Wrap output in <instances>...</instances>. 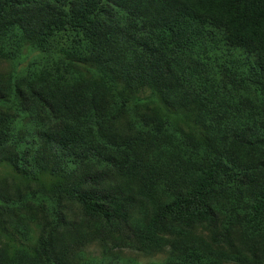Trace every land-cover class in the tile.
<instances>
[{
	"label": "trees",
	"instance_id": "obj_1",
	"mask_svg": "<svg viewBox=\"0 0 264 264\" xmlns=\"http://www.w3.org/2000/svg\"><path fill=\"white\" fill-rule=\"evenodd\" d=\"M65 39L87 80L53 64L0 105V229L23 264H77L89 247L158 264H263L264 0H0V60ZM151 88L193 107L206 143L114 92ZM11 95L0 81V101ZM253 100V101H254ZM3 261V258L0 262ZM104 262V261H103Z\"/></svg>",
	"mask_w": 264,
	"mask_h": 264
},
{
	"label": "rangeland",
	"instance_id": "obj_2",
	"mask_svg": "<svg viewBox=\"0 0 264 264\" xmlns=\"http://www.w3.org/2000/svg\"><path fill=\"white\" fill-rule=\"evenodd\" d=\"M64 45L65 39L62 35H56L44 43L26 41L14 57L1 59L0 81H5L10 85L11 95L7 101H0V105L11 108L17 106L19 104L18 87L31 80L43 69L59 62L71 65L87 80L97 79L100 73L97 65L93 62H86L72 57L68 58L69 56H66L64 52ZM113 88L114 92L126 98L130 105L145 109L155 117L183 129L197 142L206 143L204 129L195 120L197 115L195 108L178 110L170 108L164 103L160 95L151 88L129 92L118 82ZM254 98L252 97V102L262 112L259 118H264V104L257 102ZM252 161L255 163L264 162V154L253 155ZM0 181H7L16 188L33 185L50 190L58 179L47 172L34 178L26 177L17 172L9 163L3 162L0 163ZM262 243L263 250L260 258L264 264V240ZM18 249H20V246L0 229V260L3 258L0 264H23L21 258L16 255ZM169 257L170 254L167 250L151 256H144L128 250L105 252L100 247L92 246L82 253L77 264H158L167 261Z\"/></svg>",
	"mask_w": 264,
	"mask_h": 264
}]
</instances>
